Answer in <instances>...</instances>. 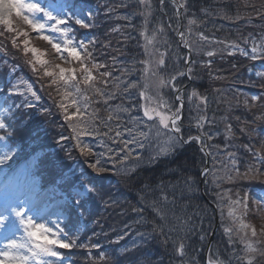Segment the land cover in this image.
Instances as JSON below:
<instances>
[{
  "label": "snow or ice",
  "instance_id": "obj_1",
  "mask_svg": "<svg viewBox=\"0 0 264 264\" xmlns=\"http://www.w3.org/2000/svg\"><path fill=\"white\" fill-rule=\"evenodd\" d=\"M167 3L173 13L164 21L155 18L153 0H134L131 5L125 0H103V9L98 0L88 6L86 14L71 4L45 6L39 0H0V54L8 56L4 40L22 52L24 63L40 88L49 90L62 126L69 131L56 141L62 157L32 151L20 161L18 134L33 124L38 106L41 117L53 113L39 105L41 96L34 83L16 77V65L9 66L5 59L11 78L0 83V264H73L61 251L73 249L84 250L85 264H118L121 256L152 241L165 250L170 264H197V257L190 254V249L196 251L191 240L196 236L203 244L208 236L204 227L207 208L197 205L196 212L188 211L199 193L194 177L165 179L166 175L183 172L186 162H178L176 157L192 143L205 157L212 158V168H202L201 175L215 189L216 209L228 245L226 258H221L219 249H210L206 264H264V223L257 228L247 219L258 215L264 220V91L243 99L239 94L227 95L223 88H213L211 96L195 89L185 94L178 83L184 77L199 78L198 69H207L213 80L227 79L212 72L211 58L218 55L239 53L252 61L264 60V0H235L234 13L227 8L202 6L199 14L193 11V0H158V10L164 15ZM120 8L132 11L121 13ZM101 10L105 17L124 22L108 32L118 34L117 44L122 46L114 47L111 40L100 45L95 37L77 38L75 26L92 29ZM213 15L258 26L260 31L242 36L244 46L241 41L217 39L202 30L208 23L204 18ZM14 16L24 28L14 26ZM135 16L141 17L139 26L133 23ZM28 29L51 46L61 63H51L45 58L46 51L33 46ZM173 29L179 38L177 47L186 49L183 56L172 50L167 38ZM129 30L136 31L143 44ZM134 39L142 52L126 55L125 49ZM98 45L116 55L98 52ZM99 55L106 59L102 62ZM121 55L126 59L120 60ZM201 56L208 59H196ZM254 75L257 81H264V71ZM251 86L257 82L252 81ZM258 86L264 90V83ZM185 101L189 111L196 112L187 132L183 123ZM213 104L217 110L223 104L225 115L217 119L213 112L209 116ZM241 108L252 118L230 116ZM233 119L239 124V135ZM220 124L224 127L223 145L211 143L216 134L209 130H218ZM193 127L196 134H192ZM33 135L38 133L34 130ZM240 137H246L247 142L237 143ZM66 160H80L86 168L78 164L77 172L64 163ZM161 161L175 164L166 166L159 175L139 174L142 169H155ZM104 175L118 177L128 191L134 192L135 204L111 194L106 199L98 184ZM253 181L260 186L239 187ZM226 184L231 187L225 188ZM96 201L106 209L130 205L136 219L125 224L123 233L111 243L119 244L135 225L131 245L113 254L99 251L93 255V250L103 246L91 238L80 239V225L92 215L91 205ZM124 214L121 209L119 215ZM93 235L106 237L108 233ZM129 264H144V260L136 257Z\"/></svg>",
  "mask_w": 264,
  "mask_h": 264
},
{
  "label": "trees",
  "instance_id": "obj_2",
  "mask_svg": "<svg viewBox=\"0 0 264 264\" xmlns=\"http://www.w3.org/2000/svg\"><path fill=\"white\" fill-rule=\"evenodd\" d=\"M98 2V0H69V4L72 5L73 9L81 8V14H86L88 10V6L95 5ZM128 4H134V0H125ZM195 7L193 8V11H195L197 14L200 12V8L203 7H211L213 10H216L218 8H227L231 12H235V0H193ZM256 3H258L257 0H255ZM153 3L156 5V8L154 9L155 12V18L163 19L164 21H167L168 16H171L173 13V9L171 7L170 3L166 4L165 12L167 15H164L158 10V0H153ZM99 4L101 9H103V0H99ZM83 6V7H82ZM250 10V9H249ZM132 8H120L119 12L121 13H128L131 12ZM208 21L207 27L202 29L205 31L207 35L214 36L217 39L221 40H228V41H241L242 36H246L249 32L255 31L259 32V27H252V26H246L243 21L240 22H233L229 20L221 19L220 17L213 15L211 17L204 18ZM123 21H117L115 19H110L105 17L104 11L101 10L99 13L98 19L94 22L96 24L95 27L89 30L79 29L77 27L76 36L77 38L84 37H95L100 41V45H102V41H106L109 36L115 37V40L112 42V45L114 46L117 44V40L120 39L118 34H112L109 35V29L115 26L116 24H122ZM133 22L136 23L137 26L141 24V17L135 16L133 19ZM19 27H22V24H19ZM131 35L133 37H136L139 40L140 44H143L142 38L138 37L137 32H132ZM118 38L116 39V37ZM167 38L170 41L171 48L174 50L175 53H178L180 56L185 55L184 50H182L180 47H177L178 42L175 37V30H169L167 32ZM137 39H134L129 42L128 47L125 49V53L129 52H136L140 53L142 52L141 48L137 47ZM9 41V40H8ZM122 45H116V47H120ZM241 46H244L241 41ZM103 51L102 48L98 45V52ZM106 51V50H105ZM107 52H110L111 55H116V53L111 52V49H108ZM126 55H121L119 57L120 60H125ZM30 58V57H29ZM98 59H100L102 62L106 59L105 56L99 55ZM196 59L203 60L208 59L207 57H196ZM213 60L212 63V72L214 74L224 75L227 77V79L223 81L219 80H213L208 75L207 69H198L200 72V77L196 79H191V82L188 85V88L186 90V94L190 92L191 90L195 89L199 93L207 94L209 96L213 95V88H223L227 90V95L233 96V95H240V98L243 99L244 96H251V95H259L262 93V90L258 85L259 83H264V81H257V78L255 77L254 73L257 71V67L261 64L260 61H252L248 58H245L244 56L237 53L233 56L224 55L223 57H220L219 55L211 58ZM233 65H236L237 67L233 69ZM181 68H183V62H181ZM35 82L31 80V82L34 83L35 87L39 90V95L41 96V100L39 102V105H42L44 107H49L52 110L53 115L51 117H41L39 115V106L36 110V113L33 115V124L30 126L29 129H26L18 134V140L20 141V144L22 147L25 144H28L27 137H35V139H39L36 141V143H40L42 140L43 146L47 152V155L51 157L53 154L63 156L64 153L60 151V147L57 145L56 141L59 138V135L62 133H66L65 136L69 134V131L66 127H63L62 119L60 118L59 114L56 112V109L54 107H50V104L53 105L52 100L49 98L48 95V89H41L40 84L36 82V77L34 76ZM256 81L257 86L253 87L251 86V82ZM47 81H45L46 83ZM188 80L186 77L182 78L178 83L179 85H183L187 83ZM255 90V91H254ZM260 90V91H258ZM254 93V94H253ZM259 93V94H255ZM168 95H172L170 92ZM186 102V111H189L190 105ZM189 112H195L193 109ZM215 113L217 119L225 115V106L223 104L220 105L219 110H217V106L213 104L209 110L208 115L211 116ZM231 117L234 116H241V117H247L248 119H251V115L248 113H245L243 109H236L231 114ZM233 123L234 128L237 130V135H239L238 128L239 124L233 119L231 121ZM33 129H40L41 130V136L33 135ZM214 134H216V139L212 141L211 143L220 144L223 145L224 143V127L223 124H220L219 129L216 128L209 129ZM192 134H194L196 131L194 129L191 130ZM187 132V129H186ZM28 143H27V142ZM237 143H246L247 138L246 137H240ZM67 146V145H65ZM77 153L73 152V156H76ZM176 161L185 163L186 167L183 169L182 173H174L171 175H166V180H172L176 181L178 179H181L182 177L192 176L196 179L197 186L199 188V193L196 198H194L191 201V204L193 205L188 209L190 213L196 212L198 208L196 207H206L207 208V215L204 221V227L208 228V236L206 237L203 244L198 239V237L193 236L191 240V248L196 249V251L193 253L190 249V254L195 255L197 257V264H205V249L207 246L208 239L210 237V234L212 232V229L215 224V212L214 209L209 206L206 201L204 200V197L201 192V180H200V172L201 169L205 167L206 164V157L203 153L200 152L199 146L196 143H192L184 148L182 152L179 153V155L176 157ZM64 163L68 166H74L80 164L82 166V161L77 160H66ZM175 162H173L171 165L168 164L167 161H161L155 169H142L139 173L141 176L146 175H159L162 171L165 170L166 166H174ZM86 168V165H84ZM212 168V158L210 157V169ZM77 172H79L80 168L76 166ZM264 179V178H262ZM98 184L100 185L102 191L106 194L105 198L107 199V194H111L113 197H122V199H126L127 201H131L132 204H135L136 202V196L134 192L128 191L121 183L120 179L118 177L112 176V175H104L103 178L98 180ZM249 186L255 188H258L260 185L253 181L251 184L249 182H244L243 184L239 185L240 188H248ZM225 188L231 187V185H224ZM204 191L205 194L215 203V197H214V187L212 184L208 183L206 184L204 181ZM216 204V203H215ZM93 212L90 217H87L86 220L80 225L81 232H80V239L82 241L87 240L91 238L92 242H99L103 247L100 250H93V255H98L99 251H106L109 254L115 253L117 249H123L127 245H131L132 241L135 239L134 229L136 228L135 225H133V229H130V235L126 237L124 240L120 241L119 244L111 243L115 239V237L119 234H122L125 224H132V222L136 219V216L134 213L131 212V207L128 203H122L117 207V210H111L112 208H105L104 204L100 201H96L91 205ZM121 209L124 210V215H119ZM247 219L255 224L257 228H259L261 223H264V220H261L259 216H253L250 215L247 217ZM94 220H98L99 223H93ZM209 223L211 224V227L209 228ZM90 224L87 229L85 225ZM115 229V231H113ZM143 230V229H141ZM107 232L108 236L103 235H93V233L100 234L101 232ZM241 246L237 245V248ZM219 249V254L221 258H226L227 256V250L228 245L226 243V237L222 233V227L220 222V228L215 236L214 242L211 247L212 252H216V250ZM65 253L71 257L73 260V264H85V252L81 249H73L71 252H67L65 250ZM136 257H142L144 260V264H170V257L165 252V250L160 247L156 241H152L147 244L146 247H140L137 248L135 251H130L127 253L126 256H121L118 260V264H129V260H134Z\"/></svg>",
  "mask_w": 264,
  "mask_h": 264
},
{
  "label": "rangeland",
  "instance_id": "obj_3",
  "mask_svg": "<svg viewBox=\"0 0 264 264\" xmlns=\"http://www.w3.org/2000/svg\"><path fill=\"white\" fill-rule=\"evenodd\" d=\"M39 2L41 4H43V5H45V3H43L44 0H39ZM258 3H260V0L258 1ZM13 21H14V26L19 27V25L17 24V23H19V24H22L21 28L25 27L23 25V23L18 18H16L15 16L13 17ZM122 23H124V22H122ZM133 23L136 25L135 22H133ZM0 29L3 30V26L2 25H0ZM28 30L30 32V38H31L33 46H35L37 48H40L43 51H46L47 55H46L45 58L48 59L51 63H53V64L61 63V61L56 57L55 53L51 49V46L48 45L46 42H44L42 40H39L35 33H31L30 29H28ZM129 31H130V33L136 32V31H131V30H129ZM117 38H118V36L116 37V39ZM109 40H111V42H113L115 40V37L109 36L106 41H102V45L104 43H106L107 41H109ZM116 45L117 44H115L114 47H116ZM7 47H8V56L7 57H3V54H0V59L2 60V62L6 59L8 61L9 66L16 65V74H17V76H20L21 78H24L25 80H28V81L33 80L35 82L34 75L30 71L29 67L24 63V59L25 58H24L22 52L13 51L10 42L7 43ZM103 51H105V50L103 49ZM106 51H108V50H106ZM65 66H67V65H65ZM6 68H8V67H6ZM8 70H9V68H8ZM35 145H36V143L35 144L28 143V144H25L23 146V148L27 152V151H30V150L34 149ZM117 207L112 208L111 210H117ZM89 225L90 224L86 225V229H87V227Z\"/></svg>",
  "mask_w": 264,
  "mask_h": 264
},
{
  "label": "water",
  "instance_id": "obj_4",
  "mask_svg": "<svg viewBox=\"0 0 264 264\" xmlns=\"http://www.w3.org/2000/svg\"><path fill=\"white\" fill-rule=\"evenodd\" d=\"M206 167L209 168V163H207V166H206ZM205 198H206V197H205ZM206 199H207V198H206ZM207 201H208L211 205H213L208 199H207ZM218 228H219V216H218V214H216V224H215V228H214V230H213V232H212V234H211L210 240H209L208 245H207L205 258L209 255V250H210L211 244H212V242H213L214 236H215V234H216Z\"/></svg>",
  "mask_w": 264,
  "mask_h": 264
}]
</instances>
